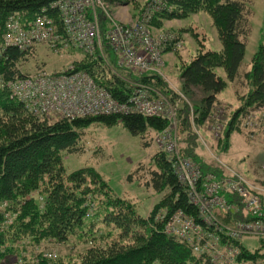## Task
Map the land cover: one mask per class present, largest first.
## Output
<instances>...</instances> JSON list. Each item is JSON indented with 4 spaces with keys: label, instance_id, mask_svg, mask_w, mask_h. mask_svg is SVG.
Instances as JSON below:
<instances>
[{
    "label": "trees",
    "instance_id": "16d2710c",
    "mask_svg": "<svg viewBox=\"0 0 264 264\" xmlns=\"http://www.w3.org/2000/svg\"><path fill=\"white\" fill-rule=\"evenodd\" d=\"M57 1L0 0V29L11 16L21 24H28V21L39 15H47L52 19L56 33L62 35ZM106 1L116 5L115 3L126 0ZM171 5L169 10L163 8L157 13L152 10V23L160 26L163 19L185 18L193 12L204 10L212 18L221 42V51H199L188 63L182 65L179 72L184 89L189 91L196 88L203 93L204 117L212 111L217 103L216 95L226 86L225 79L215 71L217 66L224 69L229 81L238 78L240 83H248V92L242 96L245 97L244 108L235 111L233 120L225 131V138L228 139L234 119L245 108L258 111L264 107L263 45H259L252 56L250 70L239 72L246 39L251 31L250 0H171ZM99 15H102L100 11ZM36 47L37 45H30L27 50L7 47L2 52L0 76L7 79L20 75V67L35 55ZM107 49L109 47L105 45L104 52ZM106 54L109 55L108 52ZM72 67L73 71L89 73L96 83L120 100H125L133 90L118 74L109 70L98 51L84 55ZM123 71L119 73L122 75ZM143 75L136 80L157 89L168 101H176V93L165 85L159 75ZM178 114L183 117L181 122L189 121V107L184 101L177 107V117ZM94 122L108 126L121 123L131 134L139 135L140 138L148 131L159 132L169 124L166 118L137 113L101 114L73 119L59 116L36 117L21 102L11 98L8 92H0V200H5L10 210H13L12 207L17 208V215L11 225L0 227V264H4L3 260L10 255L23 257L26 243L34 246L31 251L35 254L34 257L33 254L30 256L32 260L22 259V264H212L207 254L193 251L191 244L185 239L163 232L165 219L178 210H183L196 221L200 219L197 208L188 200L184 187L173 171L169 156L160 150L155 151L151 157L155 169L150 170L149 180L145 185L156 192H166L150 212L143 216L126 200H106L102 203L105 212L97 213L102 222L114 224L121 229L120 238L127 237L126 241L117 240L106 245L90 243L91 246L80 253L79 260L74 261H59L45 255V251L35 252V247L48 239L66 242L71 239V234L93 239L98 237L89 228V218L85 217L84 205L88 200L82 196L83 193L78 194L79 191H76L86 182L84 173H65L60 156L63 150L82 151L81 134ZM143 144L147 146V142L144 141ZM196 157L195 160L201 164ZM201 167L203 168V164ZM94 174L97 175L95 170ZM96 178L104 183L100 175ZM35 189H40L43 193L42 208L36 200H25L21 205V199ZM3 213L12 215L6 210ZM234 218L242 219V216L236 214ZM232 242L240 249L238 260L264 259V253L260 249L249 250L240 240ZM15 264H19L18 260Z\"/></svg>",
    "mask_w": 264,
    "mask_h": 264
},
{
    "label": "rangeland",
    "instance_id": "374dc122",
    "mask_svg": "<svg viewBox=\"0 0 264 264\" xmlns=\"http://www.w3.org/2000/svg\"><path fill=\"white\" fill-rule=\"evenodd\" d=\"M115 4L109 3V10L114 20L122 23L136 20L141 13L147 12V8H153L157 13L163 8L169 10L172 6L171 0H126L123 3ZM250 5L252 11L251 31L246 39L244 57L239 66L240 73L250 70L251 58L259 45H263L264 48V0H250ZM153 18L149 20V23L154 35L165 38L171 35L174 38L169 45H163L165 48L163 51L164 66L161 72L156 74L165 81V85L178 91L176 101H168L164 94L144 82L142 85L145 84L149 88L151 96L163 98L167 103V108L175 109L183 101L189 107V121L181 122L183 117L178 114L176 124L171 126L182 154L185 153L195 160V151H200L207 163H204L199 155L196 158L203 164L204 169L201 168L204 173L221 174L223 167L226 166L249 182L256 181L264 184V107L258 111L245 108L246 111H242L234 119L228 139L225 138V131L229 122H232L235 111L238 108H244L245 97L242 96L248 92V83L244 84V81L240 83L238 78L229 81L224 69L217 66L215 71L225 79L226 86L216 95L217 103L214 104L212 111L208 112L209 114H205V117V109L202 104L203 93L196 88L188 91L182 85L179 72L183 64L188 63L199 51H221L218 32L210 15L206 11L200 10L185 18L163 19L160 26L152 23ZM98 20L100 32L104 35L108 27V20L103 13L98 15ZM175 41L179 42L178 46L174 47L172 43ZM104 49L105 46L102 47L103 52ZM94 50L100 52L96 47ZM106 52L109 53V59L113 62L111 50L107 49ZM86 54L89 52L77 48L70 41L59 37L55 39V43L38 44L35 55L23 62L25 64L20 67V71L21 74H34L41 67L54 73L73 72L74 62L79 61ZM2 60L1 55V63ZM109 70L111 71L110 68ZM119 71H123V68ZM143 74L145 73L126 70L122 75L118 73V76L127 83V86L131 85L134 89L140 83L136 78L139 79L144 76ZM8 79L11 78L5 79L0 76V92H9L6 81ZM242 79L245 80L244 77ZM174 90L172 91L175 92ZM196 108L197 113H195ZM156 135L157 133L148 131L141 139L139 135L131 134L121 123L108 126L94 122L81 134L82 151H61V164L65 173L74 171L84 173L86 182L76 191H79L78 194L83 193L82 196L88 200V203L85 202L84 205L85 217L89 218V228H92L98 237L95 236L96 238L93 239L71 234V239L66 242L48 239L43 241L39 247H35V252L45 251V255L52 259H59V261H74L79 260L80 253L86 247L91 246L90 243L106 245L117 240L126 241L127 237L120 238L121 229L111 223L105 224L97 213L105 212V206L102 208V203L106 200H126L133 204L139 214L146 216L152 206L166 192L164 190L156 192L150 186L145 185V182L149 180L150 170L155 169L151 157L155 151L159 150L153 142ZM144 141L147 142V146H144ZM94 170L97 175L103 178L104 183L98 181ZM42 199L43 193L40 189H35L30 191L19 203L22 205L25 200H36L42 208ZM109 207H114V205H109ZM12 209H9L5 200H0V216L2 217L0 227L5 228L11 225L17 215V208L12 207ZM5 210L11 212L12 215H7L8 212L4 214ZM213 211L212 215L223 219L225 224L230 222L228 213L215 209ZM198 218L200 219L199 213ZM223 234L225 235V233ZM227 243L229 241L224 239L223 242H220L221 251L224 252ZM241 243L250 249L255 248L259 241L245 238ZM25 246L23 257L10 255L6 257L5 261L3 260L4 264L5 262L6 264H15L17 260L19 264H22V259L32 260L30 256L33 254L34 257L35 253L31 251L34 246L27 243ZM211 263L216 264L213 260Z\"/></svg>",
    "mask_w": 264,
    "mask_h": 264
},
{
    "label": "built area",
    "instance_id": "2783aa9c",
    "mask_svg": "<svg viewBox=\"0 0 264 264\" xmlns=\"http://www.w3.org/2000/svg\"><path fill=\"white\" fill-rule=\"evenodd\" d=\"M56 5L62 20V35L56 33L54 23L47 15H39L28 24H21L11 16L0 30V56L10 46L26 49L30 45L55 43L60 37L89 54L98 48L106 66L116 74L121 68L145 74L161 72L163 45H169L174 38L152 33L149 20L153 8H147V12L141 13L136 20L122 23L114 20L105 0H58ZM99 11L109 20L104 35L99 28ZM178 42L172 45L178 46ZM105 45L112 52L113 62L102 51ZM6 81L10 97L21 102L36 117L73 119L137 113L166 118L168 126L157 132L153 142L169 156L174 173L201 220L196 221L183 210H178L165 219L163 232L185 239L193 251L210 255V260L216 264H264V259L238 260L240 249L232 242L244 237L264 239L261 189L226 166L221 174L204 173L199 162L183 155L171 130L176 124V108H167L163 98L151 96L145 84L138 83L130 96L120 100L85 71L54 73L39 68L34 74H20ZM214 209L229 214V225L212 215ZM236 214L242 219L234 218ZM223 239L229 241L224 252L219 247Z\"/></svg>",
    "mask_w": 264,
    "mask_h": 264
},
{
    "label": "crops",
    "instance_id": "0c3cea01",
    "mask_svg": "<svg viewBox=\"0 0 264 264\" xmlns=\"http://www.w3.org/2000/svg\"><path fill=\"white\" fill-rule=\"evenodd\" d=\"M174 90V89H173ZM177 90V89H176ZM175 91V90H174ZM178 92V91H177ZM196 155H199L201 160L204 163H207L206 160L204 159V157L202 156L200 151H195ZM253 182V184H255L258 188H260L261 190H259V194L261 196L262 202L264 203V184L258 183L256 181H251ZM245 238H251V239H256L259 241V244L255 247V248H250L249 250H256V249H260L259 251L261 253H264V239H260V238H252V237H245ZM245 238H243L242 240H244ZM241 240V241H242ZM243 244V243H242Z\"/></svg>",
    "mask_w": 264,
    "mask_h": 264
},
{
    "label": "bare ground",
    "instance_id": "6f19581e",
    "mask_svg": "<svg viewBox=\"0 0 264 264\" xmlns=\"http://www.w3.org/2000/svg\"><path fill=\"white\" fill-rule=\"evenodd\" d=\"M6 23V22H5ZM171 36V35H170ZM27 50V49H26ZM132 71V70H131ZM158 97V96H157ZM184 242V241H183Z\"/></svg>",
    "mask_w": 264,
    "mask_h": 264
}]
</instances>
